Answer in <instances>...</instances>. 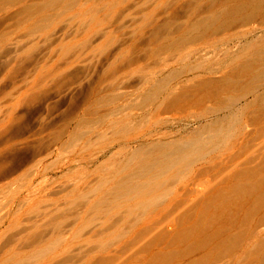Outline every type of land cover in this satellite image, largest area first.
Here are the masks:
<instances>
[{
  "label": "rangeland",
  "instance_id": "1",
  "mask_svg": "<svg viewBox=\"0 0 264 264\" xmlns=\"http://www.w3.org/2000/svg\"><path fill=\"white\" fill-rule=\"evenodd\" d=\"M240 1L0 0V264H264V5Z\"/></svg>",
  "mask_w": 264,
  "mask_h": 264
},
{
  "label": "bare ground",
  "instance_id": "2",
  "mask_svg": "<svg viewBox=\"0 0 264 264\" xmlns=\"http://www.w3.org/2000/svg\"><path fill=\"white\" fill-rule=\"evenodd\" d=\"M254 5V6H261V5H264V0H244V1H240V2H236L234 3L231 7L232 9L231 10H239L240 8H244L245 6H250V5ZM191 145L190 144H186V145H183V146H180L176 149V153H183L185 152L186 150H189L191 149L190 147ZM170 152H167L165 153V157L163 159H158L156 161H150V162H146L143 164V168L146 169V168H152V169H156L157 170V173L159 171H161L163 169V166L165 165L167 161V157L169 156Z\"/></svg>",
  "mask_w": 264,
  "mask_h": 264
}]
</instances>
